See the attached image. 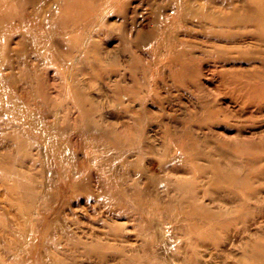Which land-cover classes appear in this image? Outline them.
Wrapping results in <instances>:
<instances>
[{"label": "rangeland", "instance_id": "rangeland-1", "mask_svg": "<svg viewBox=\"0 0 264 264\" xmlns=\"http://www.w3.org/2000/svg\"><path fill=\"white\" fill-rule=\"evenodd\" d=\"M0 264H264V0H0Z\"/></svg>", "mask_w": 264, "mask_h": 264}]
</instances>
